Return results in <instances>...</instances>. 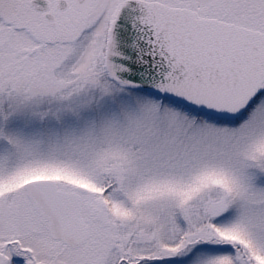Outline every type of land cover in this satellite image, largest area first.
Here are the masks:
<instances>
[{
  "label": "snow or ice",
  "instance_id": "obj_1",
  "mask_svg": "<svg viewBox=\"0 0 264 264\" xmlns=\"http://www.w3.org/2000/svg\"><path fill=\"white\" fill-rule=\"evenodd\" d=\"M0 264H264V0H0Z\"/></svg>",
  "mask_w": 264,
  "mask_h": 264
}]
</instances>
